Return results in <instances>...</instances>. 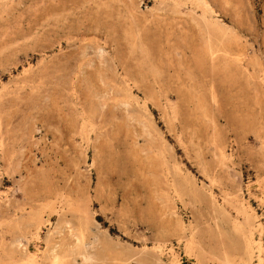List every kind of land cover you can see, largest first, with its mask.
<instances>
[{"label": "rangeland", "instance_id": "1", "mask_svg": "<svg viewBox=\"0 0 264 264\" xmlns=\"http://www.w3.org/2000/svg\"><path fill=\"white\" fill-rule=\"evenodd\" d=\"M0 264H264V0H0Z\"/></svg>", "mask_w": 264, "mask_h": 264}, {"label": "bare ground", "instance_id": "2", "mask_svg": "<svg viewBox=\"0 0 264 264\" xmlns=\"http://www.w3.org/2000/svg\"><path fill=\"white\" fill-rule=\"evenodd\" d=\"M57 263V262H56Z\"/></svg>", "mask_w": 264, "mask_h": 264}]
</instances>
